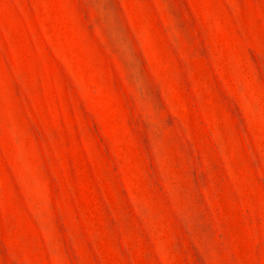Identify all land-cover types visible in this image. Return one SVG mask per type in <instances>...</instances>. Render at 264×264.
Masks as SVG:
<instances>
[{"label":"rangeland","instance_id":"rangeland-1","mask_svg":"<svg viewBox=\"0 0 264 264\" xmlns=\"http://www.w3.org/2000/svg\"><path fill=\"white\" fill-rule=\"evenodd\" d=\"M0 264H264V0H0Z\"/></svg>","mask_w":264,"mask_h":264}]
</instances>
